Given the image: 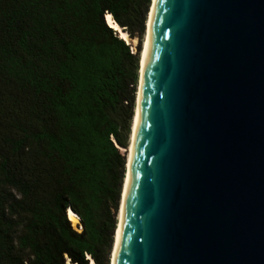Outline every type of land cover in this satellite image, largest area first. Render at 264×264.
Listing matches in <instances>:
<instances>
[{"label": "trees", "instance_id": "1", "mask_svg": "<svg viewBox=\"0 0 264 264\" xmlns=\"http://www.w3.org/2000/svg\"><path fill=\"white\" fill-rule=\"evenodd\" d=\"M151 4L0 0V264H111Z\"/></svg>", "mask_w": 264, "mask_h": 264}, {"label": "water", "instance_id": "2", "mask_svg": "<svg viewBox=\"0 0 264 264\" xmlns=\"http://www.w3.org/2000/svg\"><path fill=\"white\" fill-rule=\"evenodd\" d=\"M134 152L117 264H264V0H157Z\"/></svg>", "mask_w": 264, "mask_h": 264}, {"label": "bare ground", "instance_id": "3", "mask_svg": "<svg viewBox=\"0 0 264 264\" xmlns=\"http://www.w3.org/2000/svg\"><path fill=\"white\" fill-rule=\"evenodd\" d=\"M157 6V0H152L151 8L148 14L147 23H146V33H145V41H144V47L143 51L141 53V59H140V69H139V84H138V90L135 100V109H134V116H133V122H132V130L130 135V142L129 147L126 149V156H127V166H126V175L123 185V191H122V197H121V203L120 208L117 216V227L115 232V238H114V246H113V252H112V260L111 264H117V256H118V246L122 234L124 219H125V207H126V200L128 195V188H129V176L130 171L132 168V164L134 161V150H135V143H136V133H137V125H138V117H139V111L141 108L142 103V93L144 90V84H145V78H146V66H147V59L150 49V43H151V36H152V30H153V19L154 14ZM107 23L110 27L115 29L122 39H124L128 44H132L131 40L128 38V35L124 33V31L112 20L110 15H107L106 17ZM68 218L69 221L73 224V226H76L78 223L77 216L72 212H68ZM93 264V262H91Z\"/></svg>", "mask_w": 264, "mask_h": 264}, {"label": "rangeland", "instance_id": "4", "mask_svg": "<svg viewBox=\"0 0 264 264\" xmlns=\"http://www.w3.org/2000/svg\"><path fill=\"white\" fill-rule=\"evenodd\" d=\"M144 41H145V36L143 35V37H142V44H141V46H142V51H143V47H144ZM131 43H132V46H133V51L135 52V46L137 45V39H134L133 41H131ZM131 130H132V127H131ZM131 135V134H130ZM121 154L123 155V156H125L126 158H127V154H126V150H121ZM71 224V223H70ZM73 224H71V226H72ZM72 228L74 229V230H78V227L77 226H72ZM111 260H112V256H111Z\"/></svg>", "mask_w": 264, "mask_h": 264}, {"label": "built area", "instance_id": "5", "mask_svg": "<svg viewBox=\"0 0 264 264\" xmlns=\"http://www.w3.org/2000/svg\"><path fill=\"white\" fill-rule=\"evenodd\" d=\"M77 219H78V223H77L76 226L78 227V230H75V231L78 232V233H80L82 229H81V225H80V220H79L78 217H77ZM86 258H87V259H90L89 256H86Z\"/></svg>", "mask_w": 264, "mask_h": 264}]
</instances>
